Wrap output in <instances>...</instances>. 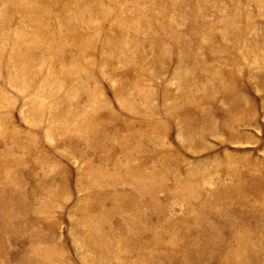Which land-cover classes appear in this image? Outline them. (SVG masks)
<instances>
[{"label": "rangeland", "instance_id": "rangeland-1", "mask_svg": "<svg viewBox=\"0 0 264 264\" xmlns=\"http://www.w3.org/2000/svg\"><path fill=\"white\" fill-rule=\"evenodd\" d=\"M1 159L0 264H264V0H0Z\"/></svg>", "mask_w": 264, "mask_h": 264}, {"label": "bare ground", "instance_id": "bare-ground-1", "mask_svg": "<svg viewBox=\"0 0 264 264\" xmlns=\"http://www.w3.org/2000/svg\"><path fill=\"white\" fill-rule=\"evenodd\" d=\"M34 7V6H33ZM39 14L37 13L36 15H35V19H34V21H33V24H31L32 25V27L33 28H37L38 27V24H39V22H40V20H39ZM46 17V16H45ZM67 21V20H66ZM66 21H64L63 23L61 22V23H59L58 25H56V26H53V28L54 29H56V32L55 31H51L50 29H48V31H46V32H49V33H52V34H48L47 33V35L46 36H42V32H44V33H46L45 31H44V29L43 28H41V27H38L37 28V32L36 33H34V34H36V35H38V37H40V41L42 40V38H52L50 35H52L53 37H55V36H60L61 35V32H65V33H69L68 31H66L65 29H64V26L63 25H65V23H67ZM31 23V22H30ZM68 29V28H67ZM35 30V29H34ZM58 30V31H57ZM32 36V35H31ZM33 37H35V36H33ZM37 37V38H38ZM36 38V37H35ZM37 41L39 42V40L37 39ZM15 54L16 53H14V54H11L13 57L15 56ZM11 56V57H12ZM76 60V59H75ZM87 114V113H86ZM64 115V114H63ZM74 117V116H73ZM85 117V116H84ZM87 117V116H86ZM180 121V120H179ZM84 128V127H83ZM143 153V152H142ZM2 159H7V155H5V156H3L2 155ZM2 159L0 160V162L2 161ZM135 168H137V167H133V166H129V169H130V171H132V172H134L135 171ZM105 169V171H106V167L104 166L103 168H97V169H93V168H91L90 169V174H96V173H99V171L100 170H104ZM138 169V168H137ZM17 172V171H16ZM136 172V171H135ZM133 174H135V173H133ZM20 175V174H19ZM1 176V175H0ZM2 178H4L3 176H1ZM1 181H4V182H6L5 180H0V182ZM97 181V180H96ZM98 182V181H97ZM102 182V181H101ZM114 182V181H113ZM137 182V181H136ZM112 183V182H111ZM94 184V181H92V182H90V185L92 186ZM98 184V183H97ZM96 185V184H95ZM146 185V184H145ZM19 191L20 190H23V186H24V184L22 185V183H19ZM108 190V192H107V194H110V196H112L113 198H117L118 196H117V192H116V190L114 189V190H110V188H107ZM145 189L146 188H140V190H139V194L141 193V196L144 194V193H146V191H145ZM147 190H149L148 188H147ZM0 191H4V190H2V188H0ZM128 190H125V192H127ZM1 193V192H0ZM110 196H102L103 197V199H101V200H104L105 198L106 199H111L112 200V198L110 197ZM140 196V197H141ZM101 197V198H102ZM138 197H139V195H138ZM105 199V200H106ZM121 199H123V198H121ZM139 199V198H138ZM138 199H134V201L135 200H138ZM2 200V199H1ZM119 199L117 198L115 201L117 202ZM121 202V201H120ZM118 203V202H117ZM116 203V204H117ZM132 203V202H131ZM140 203L138 202H134L133 203V211L135 212L136 211V208H138V206H140L139 205ZM121 205V204H120ZM124 206V205H123ZM103 213H104V211H103ZM123 213V212H122ZM9 215V214H8ZM101 215H102V213H101ZM104 215V214H103ZM106 215V214H105ZM104 215V216H105ZM110 220V219H109ZM84 224H86L87 225V229L83 232V233H81L80 232V234H81V236L83 237V239L84 240H86L87 241V243H88V245H89V248H90V250H93L94 252L96 251V252H99V253H101V254H103L104 252H106L108 249L107 248H109V243H107L108 242V239L106 238V234H105V232H104V230H102L101 232H99V231H95L96 230V227H97V225L95 226L94 224H96V223H94V222H92V221H90V220H87V219H83V221H82ZM94 223V224H93ZM83 224V225H84ZM82 225V224H81ZM74 230V229H73ZM81 231H82V229H81ZM121 235L120 236H118V240L119 239H121ZM37 238V237H36ZM156 240V239H155ZM116 241V240H115ZM86 244V243H85ZM45 247V246H44ZM33 248H37V246H35V247H33ZM32 248V249H33ZM54 248V247H53ZM145 249L146 248H143V252H145ZM41 250H42V252H41V260H50V259H52V258H54L55 256L53 255V252L51 251V248L50 247H45V248H41ZM57 250V249H56ZM142 250H140V252H141ZM108 252V251H107ZM117 252V251H116ZM142 252V253H143ZM154 252V251H153ZM61 253V252H60ZM106 254V253H105ZM117 254V253H116ZM148 253L147 254H145V253H143V258H144V260H146L145 258L146 257H148ZM108 255H106V257H107ZM151 256V255H150ZM63 257V256H62ZM110 257V256H109ZM61 258V257H60ZM141 258H142V255H141ZM153 258V257H152ZM105 259V258H104ZM141 261V260H140ZM57 262V261H56ZM136 262V261H135ZM143 262V261H142ZM128 263V262H127ZM131 264V263H130ZM133 264V263H132Z\"/></svg>", "mask_w": 264, "mask_h": 264}]
</instances>
